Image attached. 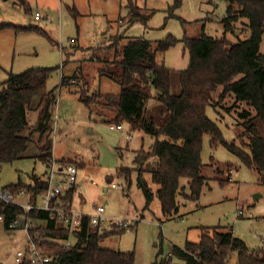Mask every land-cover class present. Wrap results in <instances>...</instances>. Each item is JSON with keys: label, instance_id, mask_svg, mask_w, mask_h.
I'll use <instances>...</instances> for the list:
<instances>
[{"label": "rangeland", "instance_id": "rangeland-1", "mask_svg": "<svg viewBox=\"0 0 264 264\" xmlns=\"http://www.w3.org/2000/svg\"><path fill=\"white\" fill-rule=\"evenodd\" d=\"M26 1L29 10L16 0H0V84L9 73L17 74L35 67L52 68L46 88L55 90L49 134L55 170L62 177L59 167L67 161L76 166L79 188L74 195V206L77 209L91 213L94 207L103 206L107 217L128 222V228L108 236L102 245L116 251L133 252V264H165L162 260L173 246L184 248L186 242L199 239L201 227L223 226L239 234L249 249L261 246L264 240V182L226 147L222 144L212 146L209 135L203 136L200 159L205 164L203 172L208 179L196 200L180 196L177 211L164 215L155 194L146 206L136 183L133 162L135 151L148 150L155 139L125 122L121 123L122 130L110 129L109 125L115 123L105 121L96 109L90 111L79 100L80 94L93 91L119 93V84L102 74L105 59L115 57L112 47L115 37L122 36L121 46L135 37L156 41L173 36L178 40L176 44L158 53L156 59L166 67L183 70L189 62L183 39L202 34L222 37L221 20L226 14L227 3L224 0H181L176 8L174 0ZM130 2L148 15L145 22L127 24ZM36 11L40 12V19L34 18ZM238 28L235 33H226L233 42L249 36L242 23ZM259 47L264 51V38ZM62 77L66 82L61 85ZM72 77L73 81L66 80ZM172 91H178L176 76L172 79ZM230 104L231 100L222 103L226 107ZM220 110L207 106L206 115L217 124L227 142L240 147L236 135L240 127L232 115ZM36 115L35 110L28 112L30 125ZM35 141L34 134L23 158L2 164L0 189L18 181L29 183L31 174L46 176L49 166L37 157L40 144ZM121 168L130 169L129 179H125ZM143 178L155 193L157 187L150 181V174L144 173ZM226 178L229 181L224 184L218 180ZM59 185L64 193L65 184L60 182ZM180 185L188 192L187 179L182 178ZM17 200L26 202L21 196ZM24 245L22 231L0 224V264H16L14 252ZM235 261L236 253H233L227 264H235ZM170 263L181 264V261L173 256Z\"/></svg>", "mask_w": 264, "mask_h": 264}, {"label": "trees", "instance_id": "trees-1", "mask_svg": "<svg viewBox=\"0 0 264 264\" xmlns=\"http://www.w3.org/2000/svg\"><path fill=\"white\" fill-rule=\"evenodd\" d=\"M16 1L29 10L26 0ZM224 1L227 3L226 14L221 20L224 35L219 38L206 34L185 37L183 43L189 54L185 69L166 67L156 59L158 53L176 44L178 40L173 36L156 41L135 37L121 46L122 36L115 37L112 46L115 57L105 59L102 74L119 84V93L93 91L79 95V100L90 111L96 109L105 121L115 125L125 122L155 139L148 150L135 151L133 162L137 171L136 183L145 197L146 206L155 194L164 215L177 211L180 196L196 200L206 183L205 164L200 159L202 138L206 134L210 137V145L222 144L244 166L257 172L260 181L264 182V51L259 47L264 38V0ZM180 4L181 0H174L173 6L177 8ZM128 8L127 24L145 22L148 18L136 4L130 2ZM239 23L248 30L249 36L233 42L226 33L239 30ZM51 72L52 68L47 67L29 68L17 74L9 73L0 84V169L2 164L26 155L34 134L37 136L35 142L40 144L37 157L50 167L52 140L49 134L55 90L47 89L46 81ZM175 76L176 92L172 91ZM64 82L62 77L61 85ZM226 100H231L230 106L222 105ZM207 106L223 109L233 116L240 127L236 134L240 147L223 138L217 124L206 115ZM30 110L37 111L31 125L28 121ZM24 131H28L26 135ZM227 169L231 171L229 166ZM121 171L125 179H129L130 169L121 168ZM144 173L150 174V181L157 187L155 193L143 178ZM182 178L187 179L188 192L180 185ZM218 180L224 184L229 178ZM46 187V176L31 174L29 183L18 181L3 188L14 198H18V191L23 188L35 203ZM76 191V186L66 189L63 199L74 205ZM22 212L16 204H0V215L5 217V223ZM28 216L43 221L33 231L47 239L44 248L51 256L52 264L134 262L133 252L116 251L102 245L108 236L123 232L122 228L94 227L84 216L74 232L73 245L65 247L60 241L68 239L69 232L57 219L44 210H32ZM0 224L6 228L4 223ZM200 232L196 242H186L184 248L173 246L162 263L171 264L174 256L181 264H227L230 256L236 253L235 264H264V240L261 246L249 249L231 227H201Z\"/></svg>", "mask_w": 264, "mask_h": 264}, {"label": "built area", "instance_id": "built-area-1", "mask_svg": "<svg viewBox=\"0 0 264 264\" xmlns=\"http://www.w3.org/2000/svg\"><path fill=\"white\" fill-rule=\"evenodd\" d=\"M39 12L34 13L35 19H40ZM110 129L122 130V125H109ZM55 161L52 160L50 167L46 173L47 187L44 192L38 194L35 203H32L30 198L31 194L26 192L25 189L18 191L17 197H23L26 202H21L14 198L12 193L6 189H0V204H16L23 209V212L16 214L8 219L5 223V217L0 215V223H4L8 229H17L25 234V245L18 248L13 255V260L16 264L28 262L29 264H52L51 256L48 255L44 248L47 239L40 236L33 231L38 228L43 221L28 216L32 210H44L49 213L51 218L57 219L64 228L69 232L68 239L60 241L65 247H70L74 243V232L80 227L82 218H88L89 224L94 227L103 228L115 226L117 228H128V222L125 220L113 219L107 217L104 212L103 206H96L91 213H84L77 209L73 204L63 199V193L60 182L64 183L66 189L72 186H79L76 184L77 168L72 163H66L64 166L59 167L58 171L62 172V177L58 175L55 170ZM241 211H239V214ZM71 240H73L71 242Z\"/></svg>", "mask_w": 264, "mask_h": 264}, {"label": "crops", "instance_id": "crops-1", "mask_svg": "<svg viewBox=\"0 0 264 264\" xmlns=\"http://www.w3.org/2000/svg\"><path fill=\"white\" fill-rule=\"evenodd\" d=\"M37 12H39V11H37ZM40 13V12H39ZM41 15V14H40ZM128 137H129V135H128ZM233 233L235 234V232L233 231ZM236 235H239V234H236Z\"/></svg>", "mask_w": 264, "mask_h": 264}]
</instances>
